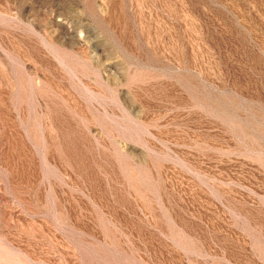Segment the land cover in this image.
I'll use <instances>...</instances> for the list:
<instances>
[{
  "label": "rangeland",
  "instance_id": "374dc122",
  "mask_svg": "<svg viewBox=\"0 0 264 264\" xmlns=\"http://www.w3.org/2000/svg\"><path fill=\"white\" fill-rule=\"evenodd\" d=\"M0 264H264V0H0Z\"/></svg>",
  "mask_w": 264,
  "mask_h": 264
}]
</instances>
